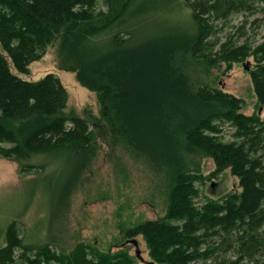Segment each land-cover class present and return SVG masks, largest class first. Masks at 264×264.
Masks as SVG:
<instances>
[{
    "label": "trees",
    "instance_id": "16d2710c",
    "mask_svg": "<svg viewBox=\"0 0 264 264\" xmlns=\"http://www.w3.org/2000/svg\"><path fill=\"white\" fill-rule=\"evenodd\" d=\"M258 1L104 0L107 9L97 10L98 0H0V143H12L0 146V156L22 165L61 149L69 160L76 151L90 155L92 130L87 119L65 113L60 78L22 77L56 43L60 68L97 94L105 133L168 180L165 214L125 230L126 239L145 240L144 264H264V42L251 52L223 43L210 53L207 41L217 21L253 13ZM248 56L256 62L250 75L260 112L243 113L241 97L191 77V66L230 68ZM225 123L235 129L232 140L221 135ZM195 151L213 159L215 175L229 169L240 191L197 205L201 176L184 157ZM50 191L54 209L58 189ZM30 242L10 221L0 264H136L125 250L89 259L88 245L64 255Z\"/></svg>",
    "mask_w": 264,
    "mask_h": 264
},
{
    "label": "rangeland",
    "instance_id": "374dc122",
    "mask_svg": "<svg viewBox=\"0 0 264 264\" xmlns=\"http://www.w3.org/2000/svg\"><path fill=\"white\" fill-rule=\"evenodd\" d=\"M98 9H107L104 0H98ZM189 14L190 10L184 12L186 17ZM207 41L210 53L220 50L223 43L228 48L246 44L251 52L264 42V0L258 1L253 13H234L217 21L216 29ZM255 63L253 56H248L234 62L230 68L225 62L191 66L190 74L197 85L220 88L241 97L242 112L251 115L259 111L250 75L257 68ZM48 73L58 76L67 90L65 113L87 119L94 142L89 147L88 157L76 151L72 160L62 149L56 151L58 153L33 155L23 160L22 165L13 157L0 156V245H5L7 224L16 220L21 238L34 244L48 243L58 254L68 255L82 244L90 247L89 259L96 258V251L116 253L125 250L135 256L136 264L147 263L145 240L142 236L134 238L138 241L140 259L136 257L132 239H126L125 230L165 214L170 192L168 180L145 158L121 143L113 142L105 133L99 119L97 94L82 86L74 72L60 68L56 43L50 45L39 60L33 61L30 73L22 77L38 80ZM260 114L263 116V111ZM66 125L69 128L72 124L67 121ZM234 130L225 123L221 135L225 140H232ZM0 146L10 147L12 143L1 142ZM184 157L191 171L201 176L195 182L199 192L194 199L197 205L240 191L238 179L229 169L215 175L211 157L196 151L184 154ZM54 186L58 189L59 202L54 206L55 211L48 202L50 189ZM65 187L68 190L62 199L59 192ZM21 251L18 248L15 253L18 255ZM34 253L36 250L30 255L34 256Z\"/></svg>",
    "mask_w": 264,
    "mask_h": 264
},
{
    "label": "water",
    "instance_id": "95a60500",
    "mask_svg": "<svg viewBox=\"0 0 264 264\" xmlns=\"http://www.w3.org/2000/svg\"><path fill=\"white\" fill-rule=\"evenodd\" d=\"M131 242L135 245V248H136V250H135L136 256L141 259L140 249H139V246H138V241L136 239H132Z\"/></svg>",
    "mask_w": 264,
    "mask_h": 264
}]
</instances>
